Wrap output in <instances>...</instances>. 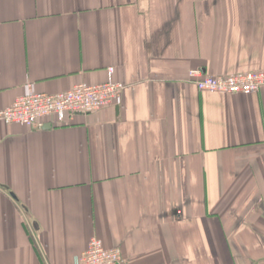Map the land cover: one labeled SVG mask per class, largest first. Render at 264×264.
Listing matches in <instances>:
<instances>
[{"label":"crops","instance_id":"crops-1","mask_svg":"<svg viewBox=\"0 0 264 264\" xmlns=\"http://www.w3.org/2000/svg\"><path fill=\"white\" fill-rule=\"evenodd\" d=\"M194 69L264 70V0H0V110L126 86L0 124V264H73L91 238L124 264H264V88L202 93Z\"/></svg>","mask_w":264,"mask_h":264},{"label":"built area","instance_id":"built-area-1","mask_svg":"<svg viewBox=\"0 0 264 264\" xmlns=\"http://www.w3.org/2000/svg\"><path fill=\"white\" fill-rule=\"evenodd\" d=\"M188 81L202 93L248 96L264 88V70L215 76L194 69L189 71ZM125 89V85L110 78L97 85L76 84L54 95H24L0 110V124L40 129L43 121L50 119L56 125H64L77 115L98 112L115 104ZM73 264H124V259L119 249H106L99 239L91 238Z\"/></svg>","mask_w":264,"mask_h":264}]
</instances>
